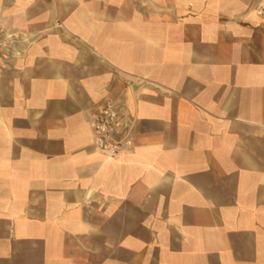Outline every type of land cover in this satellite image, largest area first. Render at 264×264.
Wrapping results in <instances>:
<instances>
[{
    "label": "crops",
    "instance_id": "0c3cea01",
    "mask_svg": "<svg viewBox=\"0 0 264 264\" xmlns=\"http://www.w3.org/2000/svg\"><path fill=\"white\" fill-rule=\"evenodd\" d=\"M0 28V264H264V0H0Z\"/></svg>",
    "mask_w": 264,
    "mask_h": 264
},
{
    "label": "built area",
    "instance_id": "2783aa9c",
    "mask_svg": "<svg viewBox=\"0 0 264 264\" xmlns=\"http://www.w3.org/2000/svg\"><path fill=\"white\" fill-rule=\"evenodd\" d=\"M15 40V35L8 33L0 28V72H2L9 63L11 56V47ZM116 113L112 110L111 105L104 108L102 116L96 124V131L100 139L107 144L116 124ZM112 151V147L108 148Z\"/></svg>",
    "mask_w": 264,
    "mask_h": 264
}]
</instances>
